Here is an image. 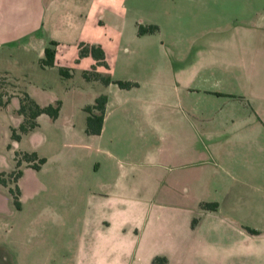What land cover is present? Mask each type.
Masks as SVG:
<instances>
[{"label": "crops", "instance_id": "crops-1", "mask_svg": "<svg viewBox=\"0 0 264 264\" xmlns=\"http://www.w3.org/2000/svg\"><path fill=\"white\" fill-rule=\"evenodd\" d=\"M107 11L106 0H0V78L7 82L0 84V93L8 91L10 97L0 105V116H9L11 129L18 128L23 121L17 113L23 92L40 106L61 102L55 119L39 115L38 126L13 144L19 146L23 138L29 137L33 141L30 152L45 158L36 172L52 171L53 177L58 176L55 178L59 183L55 184L66 189L68 197L72 190L86 189L89 204L76 264H264V109L254 104L249 108L242 102L227 104L225 99L248 95L234 93L233 84L219 79L214 82L212 77L219 74L217 71L194 65L173 69L169 55L164 53L168 67L162 70L147 65L148 74L173 73L174 82L168 87L225 98L217 99L228 105L220 112L225 113L213 118L202 116L195 123L180 107L178 119H167L156 128L160 148H148L143 160L133 162L131 170L114 181L86 178V174L97 176L102 160L95 168L87 165L77 170L74 166L69 152L83 149L91 157L93 145L112 128L108 126V108L115 98L129 96L119 101L122 105L154 104L138 92L153 82L119 76L118 65L126 68L128 61L149 60L152 44L167 46L150 34H136L127 40L120 37L110 49L99 39L108 25ZM119 23L114 28L122 32L124 22ZM50 41L58 43L55 65L43 68L39 59ZM80 44L100 45L107 67L98 65L91 55L80 57ZM71 45L76 51L68 57ZM60 66L71 68L72 75H61ZM93 66L101 74L110 73L114 79L137 85L122 89L113 83L85 79L83 72ZM102 94L108 98L102 130L89 135L86 127L76 126L73 113L66 114L65 109L71 105L76 113L85 114L84 108ZM261 98L264 100V94ZM43 123L51 125L50 141L39 132ZM114 134L121 135L119 131ZM59 140L62 143L56 145ZM45 145L51 154L42 152ZM95 152L103 154L104 163L106 157H115L106 147H95ZM51 162L54 166L50 168ZM24 167L23 172L29 166ZM253 169L256 173H251ZM21 177L17 182L20 199ZM212 186L221 197L211 193ZM37 187L47 189L43 180ZM203 202H217L218 207L215 211L203 210ZM20 204L22 209V201ZM125 206L130 210L126 211ZM172 210L174 224L166 212ZM196 216L193 225L191 220Z\"/></svg>", "mask_w": 264, "mask_h": 264}, {"label": "rangeland", "instance_id": "rangeland-1", "mask_svg": "<svg viewBox=\"0 0 264 264\" xmlns=\"http://www.w3.org/2000/svg\"><path fill=\"white\" fill-rule=\"evenodd\" d=\"M106 6L105 22L108 25H105L99 39L110 49L120 37L127 40L139 35V25L157 26L155 32L146 34L154 37L155 41H164L167 46L161 48L158 44H152L149 60L128 61L126 68L118 65L119 76L153 82L149 88L138 92L141 98H150L154 104L122 105L119 101H126L129 96L115 98L108 108V126L112 125V128H108L101 140L93 145L91 157L83 149H76L74 154L63 150L74 157L77 170L87 165L88 168H95L102 160L97 176L86 174L88 180L93 177L94 182L103 179L114 181L131 170L133 162L143 160L148 148L158 150L161 143L156 128L167 119L173 122L178 119L180 107L188 111L195 123L202 116L213 118L222 115L225 112H220L231 103L242 102L249 108L253 104L261 105L259 108L264 109L261 98L264 94V0H106ZM121 21L124 22L122 32L114 28L119 27ZM74 51L76 47L71 45L66 52L68 57ZM164 53L169 55L171 68L191 65L210 68L219 73L212 77L214 82L219 79L221 83L233 84L234 93L244 92L248 96L227 97L229 100H226L168 87L169 82H174L173 73L148 74L146 71L147 65L165 70V66H168ZM8 89L13 90L12 87ZM5 93L9 95L8 91ZM217 99H225L227 104ZM65 110L66 114L73 113L78 128L86 127V113H76L71 105ZM12 124L9 116H0V178L6 180L9 186L0 184V264H76L79 246L84 240V220L89 204L87 191L85 188L72 190L68 197L66 189L62 190L55 184L59 183L55 178L58 176L53 177L52 171L37 173L29 163L22 161L19 167L22 170V209H17L9 192V188L17 192L18 187L11 173L18 169L16 153H31L33 141L25 137L19 146H15V140L11 137ZM51 131V125L46 123L39 129L48 140ZM117 131L121 134L118 137L114 134ZM61 140L55 144H61ZM95 147H106L115 156L114 159L106 157L105 160H108L104 163L103 154L101 156L95 152ZM41 148L44 154H51L52 150L47 145ZM41 158L44 157L37 155L33 163ZM24 165L29 166L25 172ZM52 166L53 162L49 164L50 168ZM251 173H256V169ZM38 179L44 181L47 189L38 190ZM85 182L89 183L87 180ZM217 189L223 187L217 186ZM210 190L215 197H221L215 193L213 186ZM125 208L126 211L130 210L129 206ZM166 212L173 217L174 224L175 211ZM197 218L191 220L193 225Z\"/></svg>", "mask_w": 264, "mask_h": 264}, {"label": "trees", "instance_id": "trees-1", "mask_svg": "<svg viewBox=\"0 0 264 264\" xmlns=\"http://www.w3.org/2000/svg\"><path fill=\"white\" fill-rule=\"evenodd\" d=\"M158 29L155 25L143 26L139 25L138 34H146L155 32ZM58 43L55 41H50V43L45 47L42 57L39 59V64L41 67H52L55 65V58H56V51H57ZM86 55H91L96 61L98 65H103L107 67V63L105 60V53L104 50L100 45L94 44H80L79 45V56L83 57ZM59 71L61 75L65 77H69L72 75V69L69 67H59ZM83 77L87 80H99L103 84L108 85L110 83L116 84L119 88L122 89H129L133 86H136V83L130 81H122V80H115L112 79L110 74H101L96 71V67L93 66L90 70H85L83 72ZM6 80L4 78H0L1 86L6 84ZM9 83V82H8ZM3 91L0 93V105H5L10 97ZM5 99V101L3 100ZM106 103H107V96L105 94L99 95L95 99V103L91 106H86L84 108L85 112L87 113L86 118V128L85 131L89 135H97L100 134L102 130L103 120L106 111ZM61 107V102L57 101L54 105L49 104L46 106H40L37 104L27 93L23 92L20 97V105L17 109V113L23 117V121L18 126L17 129H11V137L13 140L17 141L21 138L23 134H26L38 126L37 117L41 114H46L50 118L55 119ZM23 156V158H19ZM37 159V155L35 152L32 153H16V172H12L11 175L15 178V183L18 182L19 178L22 176V170L19 169L21 166L22 161H26L29 163L34 169H39L40 166L45 162L44 158L38 159L37 163H33L34 160ZM0 184L3 186H7V181L0 178ZM9 192L12 196L14 206L17 209H20V190L17 187V192L14 191L13 188H9ZM203 210L215 211L218 207L217 202H203L200 204ZM248 230L251 233H257L254 229ZM155 262H159V259H155Z\"/></svg>", "mask_w": 264, "mask_h": 264}]
</instances>
